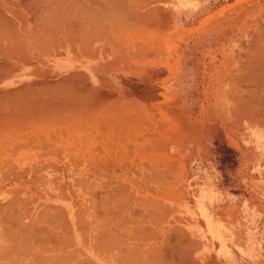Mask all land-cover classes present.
Segmentation results:
<instances>
[{"label":"bare ground","instance_id":"obj_1","mask_svg":"<svg viewBox=\"0 0 264 264\" xmlns=\"http://www.w3.org/2000/svg\"><path fill=\"white\" fill-rule=\"evenodd\" d=\"M155 1L156 0H154V2ZM151 3H153V0ZM184 3L185 2H181L180 4H176V5H179V8H183V6H185ZM149 5H150V0H0V152L10 154L11 156L10 159L4 160L5 162H0V174H2L3 176L4 173L7 172L8 176H11L10 172L13 173V176H16L17 186L26 187L27 189L31 188L32 182H33L32 183L33 185L39 186L40 188L41 187L47 188L48 186L55 187L57 185H60V188H61V186L63 185L62 187H64V189L69 188L71 190L69 192L71 195H74L77 192L78 194L81 195L79 197V200L76 198L77 203L81 201V199L83 198H84L83 200L86 199L81 194V190H84L86 188L92 191L94 190V192L95 190H100L102 192V190H107V189L112 190L113 189L112 192L114 193L111 194V196L108 192L109 194V195L107 194L108 197L105 196L106 197L105 199L104 198L102 199L101 197V200H98V201H97L95 193H91L90 195L87 194L89 197L85 201L89 202L88 203L89 207L87 210L85 209L86 213H83L84 210L83 211L81 209L78 210V212L82 211L83 214H81L82 216L81 219L84 222L88 218L89 210H90L89 208H91L93 212V216H96V218L93 217V219L94 218L96 219L98 227L104 226L107 229H110L109 227L112 224L114 226V223H117V222L118 224L120 223L123 217L122 216V214L124 213L123 211L126 209L125 208L127 205L126 203L136 202L140 200L139 195L142 192H139L138 190H139L141 182L139 181L140 184H138L139 183L138 180L134 179L131 181V180L125 179V177L127 178L130 175L131 177L136 176L137 178V176H143V175L147 176L148 175L144 183L153 179L152 181L155 183L154 184L156 185L155 187H159L158 189H160L161 187L160 190H162L163 192H165V188L163 186L165 187L168 186L170 189H172L176 187L177 185L176 177H175L176 174L173 171L174 168L172 166V163L169 161V156L166 155L168 152L167 151L168 145L166 143L164 144L163 140L162 142L160 141V138L162 139V137L167 138L165 137V135H167L168 133L164 132V130L169 131L170 127L168 129L167 128L164 129L162 126L166 124L163 123L164 125H161V122H160L161 126H158V127L159 129L160 127H162V130L164 129L163 130L164 133H162V131L158 132L157 128H155L157 125L155 126V124L158 123L159 121L156 123L153 122L154 119L151 121L150 120L151 115L145 113L146 111H144L142 107L138 103H136V101H132V100L127 101L126 95L122 94L118 96L116 95V93L111 92L112 90H110V86L108 83L109 76L112 75L113 73L117 74L122 68L120 66L121 65L123 66L125 62H132V63L137 62L138 63L139 59H143L145 57L148 59V57L150 56L153 57V55L156 53V52L154 53V50L155 51L156 49H159V50L161 49V51L163 50L162 49L163 47L161 48V45H159L160 43H158L159 41H156L157 39H160L158 38L159 36L157 37V39H156V36L155 37L152 36V42L149 43L150 42L149 40H151V38H148L150 34L149 33L150 28H156L159 23L157 21L158 19H156L153 15L152 7H149ZM164 22L166 25L165 28L166 27L168 28V24H166L167 20ZM261 23L264 24V22H261ZM161 25L159 24V26ZM128 34L131 36L130 40H132V43L127 45L128 37H130ZM242 46L244 45L242 44ZM246 47L247 49L250 50V53L248 54L247 57H246V54H245V57L241 55L242 57L246 59L238 63V64H243L242 65L243 67L241 66L239 67L240 68L239 69L234 66V63L231 62L234 67L225 68L223 72L225 76L222 78L223 80L226 77L225 80H228V83L225 84L224 87H229V88L231 87L232 89L235 88V86L240 85L241 82L247 84L245 85V86H248L246 88L244 85H243L244 87L241 86L242 88H245L246 94H243V95H246V97L244 98L243 95L235 96L232 93V91H227V92L225 91L224 93L223 92L221 93L220 103L222 104V108L225 111V113L231 114V116L238 115V117L243 118V119L246 118L248 121L249 119L252 120L251 118H254L253 120L256 119V121H260V120L264 121V27L254 28L251 36L249 37L248 43L246 44ZM159 52L157 50L158 54ZM220 91H221V87H220ZM9 140L15 141V144L17 147L16 150L9 149L11 150L9 151L6 149L12 143L11 144L9 143L10 145L8 146H2V144L7 145L8 144L7 142ZM38 144L44 145V148H42L40 145L39 149H41V151L42 149H44L45 151H42V152L38 151L34 153L33 155H29L28 151H30L31 149H34V147ZM13 147L12 149H15ZM37 148L38 147H36L34 150H36ZM127 149L128 151H126ZM129 150L130 151L132 150V153L134 155L139 156V157L141 156V159L143 160L146 158L144 161L148 163V165L145 163L147 167L138 168V167H134L131 164L132 166L131 165L130 166L134 168H130L128 167V165H125L126 168H130L128 169V171L130 172H125L123 168V164L121 162L124 159H126L125 151L129 152ZM132 158H134V156ZM52 159L55 160L54 163H51ZM141 159L139 160L141 161ZM133 161L135 162L134 159L132 160V162ZM135 164L137 165V163ZM140 165H143V163ZM31 176L35 178V179H32V182L30 180ZM111 176H116V178H118L119 180L109 181V179L107 178ZM139 178L141 180V177ZM142 178H145V177H142ZM34 181L35 182L37 181V184L34 183ZM150 187L147 188L145 186V191L146 189L149 190ZM130 189H137V191L135 190L136 193H133V191ZM128 191L131 192L133 195L132 196H130V194L128 195L127 194ZM104 192L106 193V191ZM152 192L154 193L153 187H152ZM152 192H149V193L151 194ZM166 192L167 193H163V194L169 193V196L166 195L168 198L172 196L170 195L172 192L170 191L169 192L166 191ZM158 193L156 192L157 196L161 197L162 193H160V195H158ZM99 194L101 193L99 192ZM61 198H64V197H61ZM65 198L67 199V197ZM165 199L167 198L165 197ZM141 200L138 202H140V204L142 205L143 203H145L146 200L145 201L142 200L143 203H141ZM174 201H175V198H174ZM99 202L102 204L101 207H105L103 212L100 209L101 213H99L98 207L96 208L97 203ZM147 202H150V201H146V203ZM179 202H182V200H180ZM81 204L83 205V203ZM140 204L139 203L135 204V206L136 205L139 206ZM157 204H159V201L158 203L156 201L155 205ZM143 205L145 206L146 204H143ZM151 205L149 206L151 207ZM155 205H153L154 209L155 207L160 209L162 206L161 204H160L161 206L157 205L158 207ZM12 206L14 207L13 203H12ZM150 207L148 209L151 210ZM49 208L50 207H48L46 211L50 210ZM133 208L136 209L135 207ZM8 209H10V207ZM57 210L59 209L57 208ZM129 210L127 207V211ZM16 211L17 210H15V214H16ZM46 211H45V214L47 213ZM133 211L130 210V213H133ZM159 211H157V214L155 210L152 211V213L154 212L153 215L155 214L154 216L155 218L161 212L162 213L165 212L164 215L166 214V210L164 212L160 211V213ZM3 212H7V209L6 211L4 210ZM59 212H62V211L59 210ZM152 213L150 212L149 219H150V216L152 218V215H151ZM8 214L4 213L5 216L6 215L8 216ZM48 214L49 212L45 216L47 218V221L50 220V217L49 219L47 217ZM60 214H57V215H60ZM39 215L40 216L38 217H41L40 213ZM124 215L126 216L125 213ZM131 215H128V216H131ZM62 216H65L64 213L62 214ZM59 217H61V215ZM136 218L138 217L136 216ZM141 218L140 220H143ZM161 218H163V215L161 216ZM8 219H10V217ZM57 219L58 218H56V220ZM23 220H25V218ZM134 220H135V216H134ZM145 221L143 222L144 224H145ZM161 221H164V220H161ZM13 222H10V224ZM16 222L20 223L19 221H16ZM32 222H36V220ZM42 222H44V220ZM66 222L67 220L65 219V223ZM79 222L76 224L81 225ZM126 222H124V224ZM127 224L129 223L127 222ZM133 224L136 225L134 221H133ZM1 225L2 226L4 225L3 222L1 223ZM15 225H16L15 226L16 228L17 226H19V224H15ZM21 225L19 226V228L21 227ZM54 225L55 224H52V226ZM85 225L87 226L88 224L86 223ZM125 225L121 224L120 228H122L123 226L125 227ZM86 226H84L85 229H86ZM44 227L45 229L47 228L46 226ZM44 227H40V228L42 229ZM139 227L140 226H138V228ZM40 228L38 227L37 230ZM64 228H62V230H66L67 225H66V229ZM9 229L10 228H8V230ZM142 229H143V226H142ZM67 230H68V233L71 232L69 230V227ZM140 230H139V233H141ZM171 230H169V234L171 233L170 232ZM46 231L44 230V232ZM122 231L124 232L125 235L128 232L126 229L121 230V232ZM172 231H174V229ZM16 232H18V230H16ZM26 232L25 234H27ZM44 232L42 230V232H39V233L45 234ZM79 232L81 231L79 230ZM112 232H115V230L113 229ZM174 232L178 234L179 229ZM68 233H66V235ZM105 233L107 232L105 231ZM115 233L119 234L117 231ZM139 233L137 234L139 235ZM43 234H41V236H43ZM46 234L48 235L49 233L46 232ZM81 234H85V233L82 232ZM100 234L102 233L100 232L99 235ZM108 234H110L109 231H108ZM131 234H129L128 236L129 238L134 236V235L131 236ZM137 234L135 235L136 237H137ZM142 234L144 233H141V235ZM52 235L56 236V234H52ZM10 236L12 235L10 234ZM49 236L51 237L50 234L48 235V237ZM83 236L86 237V234ZM176 236L178 238L175 237V239L177 238L180 242L182 241V239L185 240L186 238V237H183L184 235L183 236L180 235L183 237V238L180 237L182 238L180 240L179 236L178 235ZM95 237L97 238L98 236H94L93 238ZM116 237H117L116 239H118L117 235ZM136 237H135V240H138V238L136 239ZM164 237L165 236H163L162 240L164 239ZM7 238L9 239V242H10L9 236H7ZM54 238L55 237H53L52 239ZM99 238L97 239L99 240ZM114 238H115V235H114ZM16 239H18V237H16ZM97 239H96V242H97ZM109 239H112L111 236ZM109 239L107 238L108 244L113 242V241L109 242ZM139 239H142V238H139ZM150 239L154 240V238L153 239L150 238ZM54 240H57V239L55 238ZM104 240L106 241V239ZM21 241H23V239ZM176 241L177 240H175L174 242ZM114 242L117 243V241H114ZM140 242H143V241H140ZM157 242H159V239L157 240ZM164 242L168 243L167 239ZM22 243L23 242H21V244ZM70 243H73V242H70ZM181 243L182 244L185 243L183 247H186L188 244L187 249L186 248L184 249L182 245L179 244L178 242V244L181 245L182 249L184 251L186 250L185 252L186 253L188 252L189 254L190 249L188 248L190 247L192 248L193 246L191 244V241H190V244L188 242L186 244V242L184 241H182ZM21 244L19 246H21ZM93 244L94 243H92V245ZM104 244L103 246L98 244L100 245L98 248L102 246L103 249L105 250L104 246L107 244L105 245ZM112 244L110 245L111 247H113ZM170 244H174L173 247L175 246V243L173 242ZM178 244L177 246H179ZM89 245H90L89 247H91V244ZM119 245L120 244L118 243L117 247H119ZM165 245L166 244H164V246ZM65 246H66V243H65ZM177 246H175L174 248L172 247V248L175 249ZM121 247L122 246H120V248ZM161 247L163 248V246ZM43 248H45V245ZM147 248H149V246ZM178 248L180 249V247ZM32 249L35 250V248H32ZM61 249H64V248H61ZM106 249L108 248L106 247ZM134 249H139V248L134 247ZM151 249L153 250V248ZM151 249L150 250L148 249L147 251L150 252L152 251ZM117 250L120 251L119 248ZM117 250L115 249V251ZM139 250L137 251V253L139 252ZM155 250H156L157 255L160 254L158 252H162V249H159L160 251L158 252H157V249ZM131 251L132 249L130 250V252ZM181 251L182 250H179L178 253H180ZM184 251H182L183 253L181 252L180 255L178 256H181L182 254L183 255L186 254L184 253ZM94 252L95 251H93V253ZM103 252L105 253V251ZM140 252H142V250ZM52 253H55V252H52ZM80 253L81 252H79V254ZM116 253L120 254L122 253V251L121 252L117 251ZM126 253L128 252L126 251ZM175 254H177L176 250H175ZM188 254L184 255V257L182 256V258L186 259L187 256H188L187 258H189L190 254L189 255ZM71 255H73V253ZM80 255L83 256L82 254ZM126 255L128 257V254ZM1 256L2 255H0V257ZM116 257L119 258L118 256ZM138 258L140 257L138 256L137 259ZM182 258H179V259L181 260ZM56 259L61 260L60 256H58V258ZM52 260L53 259L50 260L51 263H52ZM138 260L142 262L141 258ZM153 260H156V259H153ZM191 260L192 258L190 257L188 262ZM46 261H49V260H44L45 263H47ZM68 261L69 260H67V262ZM117 261H119V263L121 262L120 259H117ZM168 261L166 260L167 263ZM177 261H178V257H177L176 262ZM181 261L183 262L184 260H181ZM192 261L190 262L191 264H192ZM83 262H86V261H82V263ZM87 262L86 264H88ZM89 262L93 263L92 261H89ZM150 262H147V263H150ZM158 262L161 263L160 261ZM158 262H156V264ZM178 262L180 264H184V262L183 263H181L180 261ZM77 263H80V262H77ZM186 264H187V261H186Z\"/></svg>","mask_w":264,"mask_h":264},{"label":"crops","instance_id":"obj_2","mask_svg":"<svg viewBox=\"0 0 264 264\" xmlns=\"http://www.w3.org/2000/svg\"><path fill=\"white\" fill-rule=\"evenodd\" d=\"M194 1H199V0H194ZM208 1H212V0H208ZM222 29H223V32L228 31V32H232V33H235V32H233L234 29H240L239 32L249 34L248 35L249 37L251 36V34L254 30V28H222ZM248 40H244V41L239 42V43H242L244 45V46H242V44H241V46H240V48L243 50V52L240 53V57L242 60L246 59V58H244L245 54L247 57L248 54L250 53V50L247 49V47H246ZM204 43H205V41H202L201 45H204ZM226 43L228 44V48H229L228 54H231V50L238 49V47L235 46V44H234V46H232L233 42L227 41ZM244 50H246V51H244ZM235 54L236 53L233 52V57ZM241 55L244 57H242ZM251 119L253 120L254 118H251ZM252 120L249 119V121H248L246 118H245V120H243V118H242L241 120H238V121L235 120V121H224L223 122V121L215 120V121L208 122V125L206 126L207 131H206V133L202 134V137L200 140V148H201L200 149L201 152L199 155L200 156V159H199L200 160V169H199L200 170V174H199L200 183H199V185H191L190 184V185L186 186L190 189V191L188 190L186 192H188V193L189 192H191V193L195 192V195L193 197H191V199H187L184 202H178V201L173 202L171 200L161 201V200L152 199L149 195H146V196L144 195V199H142V200L143 201L146 200V201H150V202L146 203V201H145V203H143L141 198H140L141 203L146 204L145 206L143 204L141 205L140 202H138L140 200H138L136 202L126 203L127 204L125 207L126 209L123 211L126 214V216L122 212L123 213L122 214L123 220L121 219L119 224H118V222L114 223V226L112 224L109 227L110 229H107L104 226L98 227L96 219H95L96 216H93V212H92L91 208H89L90 210H89L88 218L86 219V221L82 222L81 211L78 212V210H80V207L76 205V201H75L74 197H70V195L66 196V193L64 191V187H62L63 185L61 186V188H60V185H57L55 187H50V186H48L47 188L32 187L30 189H27L26 187L17 186L16 176H13V173L10 172L11 176H8L7 172L4 173L3 176L0 175V211H1L0 215H2V216H0V218L2 217L1 218L2 220L0 219L1 220L0 225L2 222L4 224L3 226L2 225L0 226V255H2L0 257V259H1L0 264H35V263L36 264H50L51 259H53L51 264H58V263L62 264L63 261H64L63 264H65V263L66 264H80V263H82V261L87 262V260H88V262H87L88 264H123V262H124V264H126L127 262H128L127 264H129V262H130V264H132V263L137 264V262H138V264H141L142 262L144 264H146L147 262H150V261L151 262L147 263V264H153V263L156 264V262H158V261H160L161 263L158 262L157 264H169L170 262H171L170 264H174L177 260V257H178V261H180L181 263L184 262V264H186V261H187V264H189L192 260H193L192 264L193 263L194 264H264V124H263L264 121L260 120L261 121L260 122V121H256V119L253 121ZM221 129H223V132L221 131ZM0 153L2 154V156L0 154V157H1L0 162H5L4 160H8L11 157L10 154L2 153V152H0ZM191 158L193 159V152H191ZM143 176H145V175H143ZM147 176H145V177H147ZM7 180H9L10 182ZM152 180L146 182L147 184L146 185L144 184V186H146L147 188L150 186H151L150 188H152V187L154 188L156 185H154L155 183ZM8 183H10V184H8ZM58 189L60 192L58 191ZM199 189L201 190L202 193H204V198H202L200 201H195L194 197L196 196L197 191ZM175 190H176V187H174V191ZM15 195H17V196H15ZM48 196H49V198H48ZM43 197H45V198H43ZM50 197H52V198H50ZM61 197H64V198H61ZM65 197H67V199ZM11 198H13V199H11ZM33 199H35V200H33ZM42 199H44V200H42ZM148 199H150V200H148ZM13 200L15 201V203ZM73 201H75V202H73ZM156 201H157V203L159 201V204H157V205L158 206L162 205L161 206L162 209L161 208L159 209L156 207L154 209L153 205L156 204ZM11 202L14 204V207L12 206ZM138 203L140 205L135 206V204H138ZM150 203L153 205H151ZM7 204L8 205L10 204V205L8 206ZM149 205H151V207ZM157 205H155V206H157ZM146 206H147V208H146ZM5 207H7V208H5ZM9 207H10V209H8ZM42 207L45 209H43ZM48 207H50L49 208L50 210L46 211V209H48ZM127 207H128V210L129 209L131 211L134 210L133 213H130V210L127 211ZM133 207H135L137 210L134 209ZM149 207L151 208V210L148 209ZM57 208L62 212H59V210H57ZM182 208L185 209L184 212L181 211ZM3 209L5 211L7 209V212L9 214L7 212H3L4 211ZM141 209H143V210H141ZM15 210H17L16 214H15ZM153 210L156 211V214H157V211H159V210L163 211V212L166 210L167 215L166 214L164 215L165 212L164 213L161 212L162 213L161 214L159 211V213L161 215L158 213L159 215H157V217L155 218L154 217L155 214L153 215L154 212L152 213ZM45 211L47 213L49 212V214H48L49 216L47 215L48 219L50 217L49 221H47V218L45 217L47 214V213L45 214ZM126 211H127V213H126ZM54 212H56V213H54ZM77 212L80 214H78ZM150 212L152 213L151 214L152 218L150 216V219H149ZM4 213L8 214L10 219H8L9 217L7 215L5 216ZM39 213L41 214V217H38V216H40ZM43 213H44V215H43ZM63 213L65 216H62ZM134 213L135 214L137 213V214L135 215ZM57 214H60L63 219L61 217H59L60 215H57ZM128 215H131V216H128ZM145 215L147 216V218ZM162 215H163L164 219L161 218ZM4 216H5V218H4ZM54 216H56V217H54ZM77 216H78V218H77ZM134 216H135V220H134ZM136 216L138 218H136ZM6 217H7V219H6ZM93 217H95V218L93 219ZM139 217L140 218L143 217V218H141L143 220H140ZM14 218H15V220H14ZM18 218H20V219H18ZM24 218H25V220H23ZM36 218L37 219L39 218V219L37 220ZM56 218H58V219L56 220ZM154 218L156 221L154 220ZM65 219L67 220L66 223H65ZM145 219H146V221H145ZM160 219L164 220V221H161ZM4 220H5V222H4ZM10 220H12V221H10ZM31 220L32 221L36 220V222H32ZM43 220H44V222H42ZM61 220H63V221H61ZM77 220H79L80 222ZM132 220L134 221V223H136V225L133 224ZM16 221H19L20 223H18ZM50 221H52V222H50ZM126 221L129 224H127ZM144 221H145V224L143 223ZM157 221H159V222L161 221L160 224ZM8 222H9V224H8ZM10 222H13V223L10 224ZM56 222H57V224H56ZM78 222L81 225L82 224L83 225L81 226L79 224H76ZM124 222H126L125 223L126 225L124 224ZM86 223L88 224L87 226L85 225ZM15 224H19V226L21 224L22 225L20 228H19V226H17V228H16ZM52 224H55V225L52 226ZM115 224H116V226H115ZM121 224L125 225V227L123 226L124 228L123 227L122 228L124 230L126 229L128 231L127 233L125 232L126 235L124 234L123 231L121 232V230H123L122 228H120ZM66 225H67V229L69 227V230L71 231L70 233H68V230L66 229ZM44 226H46L47 228L45 229ZM51 226H52V228H51ZM84 226H86V229ZM126 226L128 229L126 228ZM138 226H140L141 228L140 227L138 228ZM142 226H143V229H142ZM38 227L39 228L44 227V228H42V229L40 228L37 230ZM112 227L115 230V232L117 231L119 234L112 232L113 231ZM129 227H130V229L131 228L132 229L130 230ZM8 228H10V229L8 230ZM26 228H27V230H26ZM54 228L55 229L57 228V229L55 230ZM62 228L66 229V230H62ZM172 228L174 229V231L179 229V233L177 234L176 232L172 231L173 230ZM15 229L18 230V232H16ZM42 230H43V232H44V230L45 231L47 230L46 232H48L52 238L55 237L57 240H54L55 238L52 239L50 236H49L50 237L49 238L48 237L49 234L47 235L46 232H44L45 234L39 233V232H42ZM79 230L81 232H79ZM104 230L107 233H105ZM132 230H133V232H132ZM137 230H138V232H137ZM139 230L141 233H144V234L141 235V233H139ZM144 230H145V232H144ZM169 230H171L170 234H169ZM65 231H66V233H68L67 235H66ZM92 231H94V232H92ZM99 231L102 234L104 233L106 235H104V234L99 235V233H100ZM108 231L110 234H108ZM166 231H167V233H166ZM25 232L27 234H25ZM56 232L58 233V235ZM82 232H84L86 234V237L83 236L85 234H81ZM136 232L139 233V235ZM10 234L12 236H10ZM28 234H30V235H28ZM41 234H43V236H41ZM52 234H56V236L55 235L53 236ZM129 234H131V236L132 235L135 236L137 234V237L136 236L135 237H136V239L138 238V240H135L134 236H132V237L130 236L131 238H129L128 237ZM147 234H149V235H147ZM179 234L182 236L184 235L183 237H186L185 240L182 239L183 237L180 236ZM45 235H47V236H45ZM114 235H115V238H114ZM116 235L118 236V239H116L117 238ZM176 235H178L179 238L182 237V238H180V240L182 239V241L186 242V244H187V242L190 244V241H191V244L193 246L191 248L190 247L191 245H190L189 246L190 248H188V249H190L189 254H190V257L192 258L191 261L188 262V260L190 258V257L187 258L188 256L187 257L185 256L186 259L182 258V256L184 257V255H187L188 252L186 253L185 252L186 250L184 251L182 249V247L184 246L185 243L182 244L181 243L182 241L180 242L177 239L178 237ZM7 236H9L10 242H9V239L7 238ZM67 236H69V237H67ZM92 236L93 237L98 236L97 238L100 237L99 240L100 239L101 240L99 241L96 237L93 238ZM110 236L112 239H109ZM147 236H148V238L149 237L152 239L154 238V240H151L150 238L148 239ZM163 236H165V237L162 240ZM16 237H18V239H16ZM175 237H177V238L175 239ZM6 238H7V240H6ZM84 238H86V239H84ZM107 238L109 239V242L117 241V243L111 242L108 244ZM139 238H142V239H139ZM22 239H23V241H21ZM58 239H60L61 241ZM96 239H97V242H96ZM104 239H106V241ZM158 239H159V242H157ZM166 239H167L168 243L164 242V241H166ZM173 239L177 240L179 242V244L182 245V247H181V245L178 244L177 241L174 242L175 240H173ZM44 240H45V242H44ZM120 240H122L123 243ZM20 241L23 242L24 244L23 243L21 244ZM118 241H120L121 243ZM140 241H143V242H140ZM70 242H73V243H70ZM103 242L107 245H105ZM172 242L175 243V246H177V244L179 246H177L175 249H173L175 246L173 247L174 244H170ZM65 243H66V246H65ZM92 243H94V244L92 245ZM118 243L120 244L119 247H117ZM126 243H128V244L130 243V244L128 245ZM20 244H21V246H19ZM42 244H43V246H42ZM89 244H91V247H89L90 246ZM98 244H100L102 246L104 244L105 250L103 249L102 246H101L102 248L101 247L98 248L100 246ZM111 244L113 245V247L116 250L119 248L120 251L119 250H117V251L118 252L122 251V253H120V254L116 253L117 251H115V249L110 246ZM164 244H166V245L164 246ZM44 245H45V248H43ZM156 245H158L159 247ZM160 245L163 246V248ZM120 246H122V247L124 246L123 247L124 249L122 247L120 248ZM139 246L141 247V249ZM148 246H149V248H147ZM46 247L49 249H47ZM51 247H52V249H51ZM106 247L108 249H106ZM134 247L135 248L138 247L140 250L134 249ZM157 247L159 249H162V252H158L160 250ZM178 247H180V249ZM187 247H188V244L186 247H183V248L187 249ZM25 248H27V249H25ZM30 248H31V250H30ZM32 248H35V250ZM61 248H64V249H61ZM79 248H80V250H79ZM145 248H147V249H145ZM151 248H153V250ZM154 248L157 249V252L160 254L157 255L156 250ZM96 249H98V250H96ZM125 249H127V250H125ZM129 249L130 250L132 249L131 252H133V253H131ZM148 249L149 250L151 249L152 251L149 252V251H147ZM5 250L6 251L8 250V251L6 252ZM26 250H27V252H26ZM138 250H139V252L137 253ZM141 250H142V252H140ZM175 250H176L177 254H175ZM179 250L184 251V253H186V254H184V255L182 254L181 256H178L182 252L181 251L180 253H178ZM13 251H14V253H13ZM16 251H18V252H16ZM50 251L55 252V253H52ZM93 251H95L94 252L95 254L93 253ZM103 251H105L106 254ZM126 251L128 253H126ZM9 252H11V253H9ZM20 252H22V253H20ZM36 252H37V254H36ZM79 252H81L80 254H82L83 256H81L79 254ZM129 252H130V254H129ZM148 252H149V254H148ZM33 253H35L36 256ZM72 253H73V255H71ZM125 253L128 254V257ZM144 253H146V254H144ZM151 253H152V255H151ZM153 253L155 256L153 255ZM66 254H68L70 257ZM9 255H10V257H9ZM11 255H12V257H11ZM29 255H30V257H29ZM113 255H115V256H113ZM145 255H147L148 257ZM161 255L162 256L164 255L163 258ZM51 256L54 257L55 259L52 258ZM58 256H60L61 260L56 259V258H58ZM65 256H66V258H65ZM116 256H118L119 258H117ZM132 256L135 258H133ZM138 256L141 258L142 262L140 260H138L140 258L137 259ZM67 257H68V259H67ZM76 257H78V258H76ZM42 258H44V259H42ZM116 258L120 259L121 262L119 263V261H117ZM158 258H160V259H158ZM179 258H182L181 260H184V261L182 262ZM33 259H34V261H33ZM153 259H156V260H153ZM37 260H39V261H37ZM44 260H49V261H46L47 263H45ZM54 260H56L57 262ZM67 260H69L70 262L69 261L67 262ZM146 260H147V262H146ZM166 260L167 261L169 260L168 263L166 262ZM10 261H12V262H10ZM35 261H37V262H35ZM89 261H92L93 263H91ZM77 262H80V263H77ZM86 262H83L82 264H86ZM164 262H166V263H164ZM177 262L175 264H180L179 262L178 263Z\"/></svg>","mask_w":264,"mask_h":264},{"label":"rangeland","instance_id":"obj_3","mask_svg":"<svg viewBox=\"0 0 264 264\" xmlns=\"http://www.w3.org/2000/svg\"><path fill=\"white\" fill-rule=\"evenodd\" d=\"M151 2L152 0H150L149 7H152L153 15L158 19L157 21L159 23L156 28H150L148 38H151V40H149V43L152 42V36H156V39L159 36L158 38L160 39L156 41H159L158 43H160L159 45H161V48L163 47V50H154V53L156 52L154 54L155 56L153 55L154 58L152 56L148 57V59L145 57L139 59L138 63L125 62L123 66H120L122 68L117 74L113 73L109 76L108 83L110 90H112L111 92L116 93L118 96L122 94L126 95L127 101H136V103L146 111L145 113L151 115V121L153 119L154 123L159 121L155 124V126L157 125L155 128H157L158 132L162 131V133H168L167 135L169 136L165 135L167 138L162 136V139L159 138L161 142L163 140L164 144L166 143L168 145L167 151L169 153L167 152L166 155L169 156V161L174 168L173 171L176 174L177 185L175 191L174 188L170 189L168 186L165 187L162 185L165 188V192L160 190L161 187L160 189H158L159 187H155L153 188V193L152 188L149 189L150 191L148 189L145 191V186L142 185L147 184L146 182L144 183L147 177L137 176L136 178V176L131 177L129 175L127 178L125 177V179L131 181L136 179L138 182H141V184L140 182L138 183L140 184L138 191L142 192L139 195V199H144V195H149L152 199L156 200L165 201L169 199L174 201L175 198V201L179 202L182 200V202H184L195 195V192H186L188 190L190 191L186 186L190 184L199 185L200 183V140L202 134L207 131L206 126L208 122L215 120L223 122L238 121L242 119L238 117V115L231 116V114L225 113L220 100L221 93L225 91H232L235 96L246 94L245 88L248 86L245 85L247 84L242 82L240 84L239 82L240 85L232 89L231 87H224V85L228 83V80H225L226 77L223 80L222 78L225 76L223 73L225 68L234 66L239 68L243 65L238 64L240 61H243L240 57V53H242L243 50L240 48L241 44L239 42L248 40L249 34L239 32L240 29H234L233 32L235 33L228 31L223 32L222 28L264 27V24L261 23L264 22V0H156L155 2L153 0V3ZM181 2H185L183 8H179V5H176ZM166 20L168 28H165L166 25L164 21ZM159 24H162V27L159 26ZM130 38L131 36L128 37L127 45L132 43ZM202 41H205L204 45H201ZM227 41L233 42L232 46L235 44L238 49L231 50V54H228L229 48L226 43ZM157 50L158 52L160 51L161 54L160 52L158 54ZM233 52L236 53L234 57ZM231 62L234 63V66ZM243 85L245 88H242L244 87ZM243 97L245 98L246 95H243ZM160 122L161 125L166 124L162 126L164 129L170 127L169 131L163 129V132L162 127L159 129L158 126H161ZM221 131L223 132V129H221ZM7 143V145L2 144V146H8L12 143L6 148L7 150L17 149L15 141L9 140ZM40 145L44 148V145ZM40 145H36L34 149L36 147L38 148L36 150L31 149L28 151V154L33 155L38 151H45L44 149H42V151L39 149ZM12 147L15 149H12ZM126 151H128V149ZM126 151V159L121 162L125 172H130L128 169L134 167H147L148 163L144 161L146 158L144 160L141 159V156L134 155L132 150H129V152ZM191 152H193V159L191 158ZM132 155L134 158H132ZM135 157L137 160L141 159V161H137ZM133 159L135 162H132ZM52 160L51 163H54L55 160ZM135 163H137V165ZM142 163L143 165H140ZM145 163L147 165H145ZM131 164L134 167H131ZM125 165H128L130 168H126ZM139 177H141L143 182ZM32 179L35 178L31 176V182ZM107 179H109V181L119 180L116 176H111ZM32 183L31 188L33 186L39 187ZM34 183L37 184V181H34ZM112 190L107 189L102 190V192L100 190H95L94 192V190L92 191L86 188L81 190V194L86 198L85 200H87L89 197L88 195L95 193L98 201L101 200V197L105 199V196L108 197L109 194L111 196V194L114 193ZM130 190H132L133 193L137 191V189ZM64 191L66 196H73L75 201L76 198L79 200L81 196L78 192L71 195L69 193L71 191L69 188L64 189ZM98 191L101 194H99ZM104 191H106V193ZM166 191L172 192L170 194L172 196L168 198L166 195L169 196V193L163 194L167 193ZM156 192L162 193L161 197L157 196ZM160 193H158V195H160ZM127 194H130V196L133 195L129 191ZM165 197L167 199H165ZM202 198H204V193L199 189L194 200L200 201ZM83 199L78 203L76 202V205L79 206L82 211L84 210L83 213H86L85 209H88L89 202ZM81 203H83V205ZM101 206L102 204L100 202L97 203L96 208L98 207L99 210H97L99 213H101V211L103 212L105 209V207ZM82 211L81 214H83ZM181 211L184 212L185 209L182 208Z\"/></svg>","mask_w":264,"mask_h":264}]
</instances>
